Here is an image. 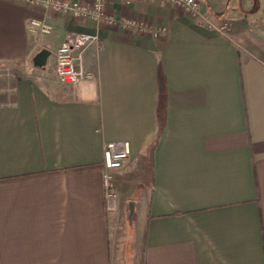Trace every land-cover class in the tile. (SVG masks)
<instances>
[{"label":"crops","instance_id":"crops-1","mask_svg":"<svg viewBox=\"0 0 264 264\" xmlns=\"http://www.w3.org/2000/svg\"><path fill=\"white\" fill-rule=\"evenodd\" d=\"M199 1L226 34L160 0L106 5L158 38L0 0V264H126L118 210L136 217L131 264H264V0ZM70 32L99 37L75 85L55 73ZM112 142L130 144L115 211Z\"/></svg>","mask_w":264,"mask_h":264},{"label":"built area","instance_id":"built-area-1","mask_svg":"<svg viewBox=\"0 0 264 264\" xmlns=\"http://www.w3.org/2000/svg\"><path fill=\"white\" fill-rule=\"evenodd\" d=\"M28 6H41L45 9H52L54 12L69 15L74 19H88L97 25L107 24L109 26H121L124 29H133L142 34H148L155 38L168 33V28H150L143 21L134 19L118 20L107 12V0H94L91 6L82 5L77 1L65 0H10ZM182 8L193 18L204 22L208 28L226 34L230 29V23L216 24L212 22L201 11L199 0H160ZM28 31L38 37L53 35L54 26L45 20L33 19L29 22ZM97 35L70 32L55 52V73L63 84L75 85L80 80L88 77L84 72L83 53L92 44H98ZM130 144L128 142H112L104 147L105 173L104 184L106 199L111 211L117 210L118 195L116 192L115 174L124 167L125 160L130 155Z\"/></svg>","mask_w":264,"mask_h":264},{"label":"rangeland","instance_id":"rangeland-1","mask_svg":"<svg viewBox=\"0 0 264 264\" xmlns=\"http://www.w3.org/2000/svg\"><path fill=\"white\" fill-rule=\"evenodd\" d=\"M19 73H36L37 69L35 65H24L19 69ZM118 192V191H116ZM118 195V193H117ZM137 198V195L136 197ZM116 219H117V233L115 234V241L121 244V248L118 250H121L124 248V239L126 238V234H125V230L128 232L127 237L129 238V243L126 247V250L124 251V255H125V259H126V264H131L132 259H133V255H132V246H133V240H134V226H135V222H136V217L134 214L130 215V212L128 210L124 211H120L118 210L116 212ZM134 213V212H133ZM126 222V225H125ZM126 226V227H125ZM125 237V238H124ZM117 252V251H116Z\"/></svg>","mask_w":264,"mask_h":264},{"label":"water","instance_id":"water-1","mask_svg":"<svg viewBox=\"0 0 264 264\" xmlns=\"http://www.w3.org/2000/svg\"><path fill=\"white\" fill-rule=\"evenodd\" d=\"M50 54V51H48L47 49H43L35 58L36 65L45 66Z\"/></svg>","mask_w":264,"mask_h":264}]
</instances>
